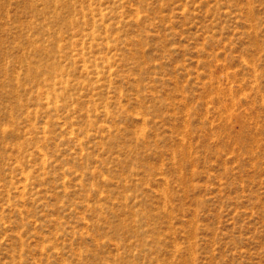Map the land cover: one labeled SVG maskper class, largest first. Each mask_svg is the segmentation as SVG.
<instances>
[{
	"label": "rangeland",
	"instance_id": "rangeland-1",
	"mask_svg": "<svg viewBox=\"0 0 264 264\" xmlns=\"http://www.w3.org/2000/svg\"><path fill=\"white\" fill-rule=\"evenodd\" d=\"M0 264H264V0H0Z\"/></svg>",
	"mask_w": 264,
	"mask_h": 264
}]
</instances>
